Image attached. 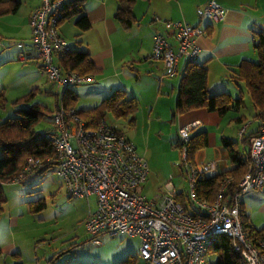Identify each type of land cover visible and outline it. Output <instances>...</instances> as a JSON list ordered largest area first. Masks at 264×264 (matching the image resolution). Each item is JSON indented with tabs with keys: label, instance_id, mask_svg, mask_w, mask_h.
I'll return each mask as SVG.
<instances>
[{
	"label": "built area",
	"instance_id": "built-area-1",
	"mask_svg": "<svg viewBox=\"0 0 264 264\" xmlns=\"http://www.w3.org/2000/svg\"><path fill=\"white\" fill-rule=\"evenodd\" d=\"M66 7V0H40L30 16L32 43L24 44L26 50L18 53L19 60L28 61L29 48L36 47L47 81L60 88L95 81L93 75L65 70L57 61L71 49L58 24ZM226 14L227 9L218 0L198 8L201 22H222ZM166 26L174 32L177 49L166 35L158 32L150 57L162 62L165 75L171 76L177 73L180 58L196 60L200 52L196 36L204 30L182 21L167 20ZM200 125L201 121L195 120L179 128L181 165L189 185L184 201L171 181L161 195L149 199L142 191L149 177L148 163L130 138L105 118L97 127H88L76 107L61 106L52 112L46 136L55 151L45 161L55 163L70 196L88 201L92 196L96 198L94 208L89 201L84 220L93 244L101 245L104 235L139 237L140 255L146 264H208L207 256L216 238L226 236L232 239L243 264H264V235L254 240L247 232L241 197L247 191L264 189V124L252 141L248 168L238 190L229 193L234 179L224 176L212 202L197 195V185L200 179L219 173V161L209 160L197 166L188 157L187 144ZM246 126L240 128V137ZM43 163L40 157L26 156L22 169L10 181H22Z\"/></svg>",
	"mask_w": 264,
	"mask_h": 264
},
{
	"label": "rangeland",
	"instance_id": "rangeland-1",
	"mask_svg": "<svg viewBox=\"0 0 264 264\" xmlns=\"http://www.w3.org/2000/svg\"><path fill=\"white\" fill-rule=\"evenodd\" d=\"M21 2L22 9L17 15L10 17L18 23L26 17L29 6V0ZM5 18L4 15L0 16V20ZM7 29L10 28L0 22V90H4L8 98L5 108L0 109V121L15 116V106L20 108L39 104L44 108L45 114L35 124L34 129L44 133L50 126L51 112L56 109L57 94H62L63 88L47 81L39 66V58L29 61L18 59L16 43L22 37H19L20 34L7 32ZM71 45L77 48L79 44ZM35 61H39V64ZM105 85L106 83L96 78L95 82L73 86L78 94L76 108L83 111L99 105ZM141 87L146 93L140 101L137 123H132L130 118L117 117L112 111L106 112V121L130 138L146 159L149 177L143 190L147 198L153 199L161 195L168 181L179 191L182 190L186 197L189 185L180 166L183 154L173 144L179 137L177 126L171 122L174 107L169 99H165L164 103H159L162 114L159 117L153 115L152 119L150 110L156 104V93L143 83ZM30 92L32 95L26 103H12V100L30 95ZM175 95L176 99L177 92ZM2 190L6 201L0 215V246L7 247L16 242L22 249L24 264H53V255L68 247L71 248L68 252L60 259H55L57 264H117L128 259L130 254L136 257L135 264H146L140 255L139 237L104 235L101 245L91 242L84 218L88 216L90 204L95 207L96 198L92 196L89 204L85 197L70 196L56 166L44 173H32L20 182H3ZM241 197L247 219L257 228L263 227L264 193L250 190ZM40 202H44L45 206L40 207ZM72 243L75 245L72 246ZM13 260V256L8 254L5 259L0 258V264L12 263ZM207 260L208 264H216L218 254L210 252ZM121 264H131V261Z\"/></svg>",
	"mask_w": 264,
	"mask_h": 264
},
{
	"label": "crops",
	"instance_id": "crops-1",
	"mask_svg": "<svg viewBox=\"0 0 264 264\" xmlns=\"http://www.w3.org/2000/svg\"><path fill=\"white\" fill-rule=\"evenodd\" d=\"M19 1L18 11L6 14L4 15L6 18L0 20L10 28L7 32L20 34L19 37H22V40L16 43L17 57L19 52L26 50L24 44L32 43L30 16L40 4V0H29L26 17L18 23L10 17L17 15L22 9V2ZM208 1L210 0H137L133 6L136 20L127 29L115 17L117 0H82L78 5L89 18L90 28L81 31L77 27L76 20L81 15L77 13L66 18L59 25V30L70 45L77 43L79 44L77 48L90 52L91 60L98 68L92 75L95 80L99 78L101 82L106 83L101 101L115 89L123 88L130 95L137 97L140 107L142 96L146 93L141 84L151 87V91L156 93V104L152 105L150 110L151 118L153 119V115L159 117L162 114L159 103L169 99V103L174 107L171 122L177 126V133L180 126L200 120L201 125L194 131H206L208 145L198 150L193 160L197 166H201L204 162L216 159L219 161V172H223L231 169L233 164L221 138L223 136L232 138L238 142L240 150L246 152L250 150L251 143L245 145L242 143L240 128L247 125L245 134L248 135L261 127L260 120L253 117L255 109L245 84L236 80L238 79L236 72L243 60L258 59L254 44L258 40L257 32L264 31V0H218L227 9L225 19L222 22L214 20L201 22L198 8ZM167 20L182 21L204 30L196 36V42L200 46L196 62L205 63L207 66L209 91L211 93L228 91L233 97L243 95L245 107L231 109L224 116L206 108L192 109L182 114L175 112V93L186 70L187 61L184 57L180 58L177 73L169 76L165 75L163 63L150 57L154 36L158 32L166 35L177 49V40L173 30L166 26ZM29 49L32 58H38V49L34 46ZM35 62L39 64V61ZM6 100L8 102L7 97ZM5 106H0V109ZM142 191L144 193L143 189ZM260 191L264 193V189ZM179 192L184 194L182 190ZM243 211L246 214L244 205ZM252 224L254 225L253 222ZM0 247L3 251L0 258L5 259L8 254L13 256V262L7 264H24L22 249L16 242L7 247Z\"/></svg>",
	"mask_w": 264,
	"mask_h": 264
},
{
	"label": "trees",
	"instance_id": "trees-1",
	"mask_svg": "<svg viewBox=\"0 0 264 264\" xmlns=\"http://www.w3.org/2000/svg\"><path fill=\"white\" fill-rule=\"evenodd\" d=\"M82 0H66L67 7L58 24L60 25L66 18L73 14L80 13L81 15L76 20L77 27L81 30H87L91 26V22L87 15L82 11L78 3ZM137 0H117L118 7L115 13L116 19L125 27L130 28L135 22L133 14V6ZM20 6L19 0H0V16L15 13ZM258 40L254 44V48L258 55V60H243L236 72L237 81H242L247 89V92L252 100V105L255 109L254 118L260 120V126L264 124V31H258ZM71 46V45H70ZM90 52L80 48L68 50L64 55L58 57V63L65 70H75L82 75H92L98 71L90 57ZM31 56L30 59H32ZM29 61V60H28ZM41 67V64H40ZM42 68V67H41ZM185 73L181 79L177 98L175 102V112L177 114L185 113L192 109L206 108L209 111H217L224 116L231 109H240L245 107L243 95L233 97L228 91L220 93H211L207 87L208 70L205 63H198L196 60L187 61ZM27 94L13 100V104L19 105L26 103L31 97ZM78 94L70 88H63L62 94H57L56 109L64 106L67 108L76 107ZM7 103L3 90H0V106ZM139 109V100L136 96L130 95L126 89L120 88L112 91L106 96L99 105L87 110L77 109L80 117L85 121L88 127H97L104 120L107 111H112L117 117L130 118L132 123H136V113ZM15 116L8 117L0 121V215L3 211V204L6 201L2 190L3 182L13 179L22 169L26 156L32 155L40 157L44 160L43 166L38 168L34 173L47 172L51 167L55 166L54 162L47 164L45 161L48 157L54 155V145L47 138L48 129L44 132H38L34 129L35 124L45 114L44 108L39 104L31 107L15 106ZM52 114V112H51ZM258 131L251 132L248 135L245 133L241 137L242 143L245 145L251 143ZM223 146L227 149L233 167L229 170L219 172L213 177L202 178L198 181L197 195L204 200L212 202L215 200L220 181L224 176H232L233 182L229 186V193H235L238 190V183L245 174L249 164V151L242 152L237 141L230 137L223 136L221 138ZM182 149L180 138L173 142ZM208 145V134L206 131H194L191 140L187 144L188 157L193 162L195 153L205 148ZM182 167V165H180ZM185 195L180 194L181 201H184ZM40 207L45 206L44 202H40ZM244 216V226L254 240L264 235V226L261 228L255 227L252 222L247 219L248 216L242 210ZM75 243H72V246ZM65 249V248H64ZM71 248L55 253L52 257L53 264H57L55 259H60L61 256L68 252ZM210 252L218 254L216 264H243V259L240 253L233 248L232 239L226 236L216 238L211 247ZM3 254L0 247V257ZM134 257V258H133ZM135 256L130 254L129 258L119 262L131 261L135 264ZM64 264V263H62Z\"/></svg>",
	"mask_w": 264,
	"mask_h": 264
}]
</instances>
